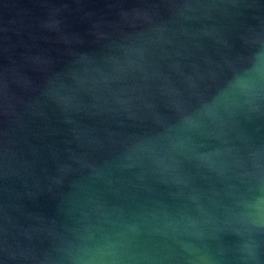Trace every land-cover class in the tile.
Listing matches in <instances>:
<instances>
[{
	"label": "water",
	"instance_id": "95a60500",
	"mask_svg": "<svg viewBox=\"0 0 264 264\" xmlns=\"http://www.w3.org/2000/svg\"><path fill=\"white\" fill-rule=\"evenodd\" d=\"M0 264H264V0H0Z\"/></svg>",
	"mask_w": 264,
	"mask_h": 264
}]
</instances>
